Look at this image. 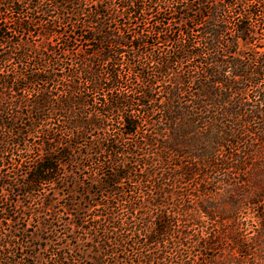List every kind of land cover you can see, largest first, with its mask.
Here are the masks:
<instances>
[{
	"label": "trees",
	"instance_id": "16d2710c",
	"mask_svg": "<svg viewBox=\"0 0 264 264\" xmlns=\"http://www.w3.org/2000/svg\"><path fill=\"white\" fill-rule=\"evenodd\" d=\"M26 1L34 14L45 15L55 6L63 9V17L67 15L70 19L84 15L87 5V0H9L8 4L21 13ZM148 1L153 5L158 2ZM173 1L177 2V12L182 15L179 24L183 37L172 40L171 49L149 51L146 59L139 62L141 68L137 72L145 83L138 98L130 95L132 89L129 87L116 92L111 89L97 99L94 93L81 92L80 87L83 79L95 88L107 82L120 84L117 66L129 56L136 58L135 53L124 48L128 43L133 50L138 45L148 44L145 31L130 35L127 31L109 29L101 30L97 37L100 32V26H97L94 29L97 34L86 39L108 41V47L112 43L117 49L111 53L106 47L100 54L83 51L82 55L76 54L77 65L67 62L65 66L63 61L52 57L53 48L49 42L38 46L30 41H14L13 36L7 34L10 27L0 22V39L10 43L9 48L0 49V201L6 203L5 207L0 206V264H51L48 259L34 254V258H29L25 251L20 239L31 238L28 227L20 225V220L25 218L26 210L32 217L42 216L40 228L46 229L49 236L54 234L47 238L54 251L53 264H76V259L82 257L78 249L81 239L91 240L95 250L105 252L101 259L104 264H151L154 260L161 264H187L186 259L173 262L167 255H162L168 252L164 249L170 243L174 244L176 253H181L188 238L184 225L176 223L175 219L171 222V217L176 216L174 211L168 210L163 202L152 204L160 209L148 225L143 212L138 216L137 210L143 205L126 200L125 213L120 206L116 207L118 201L112 203L110 200L124 194V182L137 172V156H143L139 160L141 164L149 160L148 165L153 166L154 162L163 165L171 159L167 148L173 156L183 152L205 166L225 155L223 161L239 162L235 164L234 168H237L241 164L238 157L243 153L248 156L262 148L264 151V147L251 149L254 148L251 144H248L250 151L247 146L243 149L239 145L234 147V142L264 140V87L256 81L264 76V0ZM112 2L117 4L116 0H91L97 7H110ZM117 5L126 10L127 18H138V13L143 11L139 0L122 1ZM97 12L105 14L100 8ZM19 20L20 28L29 27L26 19ZM191 21L198 26L197 35L189 24ZM55 26L44 24L42 36L49 39L57 34ZM196 36L200 38L198 41H195ZM159 38L163 42L171 40L169 33L162 36L159 32ZM247 47L252 48L251 56L244 51ZM191 58L199 62L193 74L186 75L176 69L178 63ZM131 68L136 71L137 67ZM158 75L165 76L164 82L168 83L164 85V114L158 121V128L154 129L155 123L151 125L154 114L147 107L148 102L154 100ZM31 83H42L43 86L29 93ZM62 83H65L64 88L59 86ZM248 83L259 92L258 99L240 96ZM193 85L195 91L190 92ZM137 104H143V114L136 112ZM6 113L10 117L5 116ZM115 113L120 126L113 123L114 127L110 128L106 123ZM257 118L262 125H251ZM145 125L150 128L146 132L143 131ZM94 134L96 138H92ZM93 159L99 162L103 175L89 178L93 184L101 186L104 201H92L91 196L89 200L76 202V193L83 194L78 188L85 182V178L77 177L76 171L84 172L86 162ZM68 166L71 167L66 169ZM175 166L174 170H185L181 177L193 173L191 165L185 167L177 163ZM146 170L148 176L153 177L151 168ZM171 174L170 178L177 177L176 171ZM165 175L162 173L156 181L162 191L168 187L161 182ZM227 177H230L229 169L223 174V181ZM67 178L75 185L68 187L65 201H58L56 192L43 190L46 184L55 187L56 191L62 190L61 187L56 189L55 185ZM170 178L169 181H174ZM173 194L172 190L166 193L167 196ZM27 197L39 200L38 206L24 208L22 201L19 204L20 198ZM96 202L100 213L92 209L98 205ZM60 206L72 215L68 226L63 224L64 228L59 227L60 220L55 217ZM209 207L211 205L202 207L206 215L210 214ZM6 220L13 225H7ZM59 228L67 230L63 232L64 236L75 237L74 249L66 244L65 248L55 246L62 236L56 234L60 232ZM157 244L164 249H159Z\"/></svg>",
	"mask_w": 264,
	"mask_h": 264
},
{
	"label": "rangeland",
	"instance_id": "374dc122",
	"mask_svg": "<svg viewBox=\"0 0 264 264\" xmlns=\"http://www.w3.org/2000/svg\"><path fill=\"white\" fill-rule=\"evenodd\" d=\"M128 2V0H116L117 4L121 2ZM143 6V11L138 13V18H127L124 14V9H119L117 4L112 2L110 7L102 6L97 7L91 3V0H87V5L85 14L80 17L73 19L68 18V16H62L63 9L52 6L49 13L34 14L31 9V5H27L28 1L25 2L26 6L24 11L21 13L15 12L8 2L9 0H0V22L7 27V34L13 36V40H22L34 42L36 45L46 42L50 43V47L53 48V53L51 54L54 59H59L63 61L62 65L66 66L69 62L71 65H77L78 57L76 54H84L83 51L95 52L100 54L104 51V48L108 47L110 42L105 41H93L87 40L86 37L93 36L97 34L94 29L100 26V32L97 37H100L101 30L109 31V29L117 32L127 31V34L133 35L139 31H145L148 35L149 43L146 45H138L135 50L132 49L130 43L124 49L129 53H135L136 58L133 59L129 56L128 59L124 61L120 66H117L121 75L120 84H111L107 82L100 87H93L92 85L86 83L84 79L80 87V91L95 95V98L107 95L111 89L113 91H119L129 87L132 89L129 91L133 98H138L140 96L139 90L144 86L145 81L138 75V69L141 68V64L148 56L149 51L153 49L164 50L171 49L173 42L172 40L183 37L181 33L180 18L181 13L177 12L176 1L173 0H158L156 4H150L148 0H139ZM186 1V0H182ZM40 2H46V0H40ZM120 2V3H119ZM71 6V4H70ZM67 6V7H70ZM100 8L103 13H96V10ZM71 10V9H69ZM29 17V18H28ZM71 17V16H70ZM23 18L28 21L29 27L27 29L20 28L18 21ZM46 23L54 24L57 34L53 35L51 38L46 39L42 36L43 25ZM193 26L195 30V35L198 34V26L196 23L191 21L189 23ZM159 32L163 36L165 33H169L171 40L169 42H163L159 38ZM105 34V33H103ZM85 35V36H83ZM128 35V36H130ZM200 38L196 36L198 41ZM151 42V43H150ZM264 42V40H263ZM10 43L4 39H0V49L9 48ZM252 47V46H251ZM247 47L244 51L246 55L251 56L252 48ZM113 53L117 49L112 43L108 47ZM264 48V47H263ZM86 54V53H85ZM140 62V63H139ZM135 65L136 71L132 70L131 66ZM199 62L197 59L183 60L178 63L177 70L181 73L193 74L195 70L198 69ZM104 71L107 72V68L104 67ZM154 79V78H152ZM158 79L157 84L154 87L153 94L154 100L148 102L149 109L152 110L154 116L151 119V125L155 123L154 129L158 128V121L163 117L164 108L166 104L163 102L166 97L164 85L168 82H164L167 78L164 76H156ZM256 81L260 82V85L264 87V76L259 77ZM65 83L59 84L61 88H64ZM246 85V84H245ZM42 83H31L28 85V92L34 93L38 88L42 87ZM189 91H195L196 86H190ZM258 91L254 85L246 86V90L240 96L248 97L250 99H258ZM9 94V93H6ZM238 96V94H235ZM15 98V97H13ZM136 112L143 114V104L135 105ZM134 109V110H135ZM11 112V111H9ZM5 116L10 117L9 113ZM262 119V118H261ZM120 126L118 115L111 114L109 121L106 125L113 128L112 125ZM260 119H256V123L251 121V125H262ZM149 128V125L144 126V132ZM120 131V130H119ZM92 138H96L94 134ZM90 140V139H89ZM250 139L248 143L234 142V147L241 146L242 149L251 144V149H261L264 147V140L253 141ZM260 142V143H259ZM229 144H226L228 147ZM239 145V146H238ZM232 147V148H234ZM235 147V148H236ZM231 148V147H230ZM166 152L171 156L170 161L166 164L159 165L149 164L147 160L144 164H141L143 156H137V172L131 177L130 180L124 182V194L116 195V198H110L111 202L118 201L117 206L122 208L121 211L126 213L125 202L126 200H133L138 202L139 206L142 208L138 209L140 216L141 213L145 214L146 222L150 225L157 215V211L160 209L153 206L154 203L163 202L168 210L176 213L175 218L171 217V222L176 220V223H181L184 225L188 231V238L185 239V245L181 249V253H176L174 250V244H167V248L164 249L163 246L157 244L159 249L168 250L165 254L169 260L173 262L181 261L186 259L187 264H264V151L259 150L258 152H250L248 156L244 153L241 157V164L235 167V164L239 163L236 161L230 162V160L223 161L225 155L218 160H214V163H210L209 166H205L202 163L197 164L195 160L191 159L189 156L183 155L180 152L179 155L173 156L172 152L166 148ZM181 156V157H178ZM230 156V155H229ZM38 157V156H37ZM86 170L84 172L76 171L77 177L85 178L83 186H80L79 191L83 194L76 193V202L84 199H91L92 201L99 200L104 201L105 195L100 191L101 186L98 184H93L89 177L100 178L102 170L99 169V162L95 159L86 162ZM177 163L186 166L191 165L193 168V173L191 176L181 177V172L185 170H174ZM225 163L232 164L229 165ZM151 166V167H150ZM71 166L66 167L69 169ZM152 171V176L149 177L146 169ZM228 168L230 170V177L223 181L222 177ZM65 170V169H64ZM68 171V170H66ZM176 171L177 177L175 179L170 178ZM165 172V177L161 180L167 188L162 191L156 184L159 175ZM63 173V172H61ZM144 175V177H143ZM87 177V178H86ZM173 179L174 181H169ZM150 179V181H148ZM219 180L222 182H219ZM95 183V182H94ZM169 183V184H166ZM69 185V186H67ZM75 184L71 183L70 179L67 178L66 181H62L60 184L55 185L56 189L62 188V190H54L55 187L51 188L52 185H44L45 191L55 193L58 201L66 200V193L68 192V187H72ZM172 185V186H171ZM64 189V190H63ZM172 190L174 194L167 196L166 193ZM159 195V196H157ZM161 195V196H160ZM14 197V195H13ZM86 198V199H85ZM150 200L151 202H148ZM26 207H37L39 200L35 198H20L19 204L21 203ZM97 203V202H96ZM161 203V204H163ZM98 204V203H97ZM204 205H211L209 207V215L203 211ZM0 206L5 207L6 203L0 201ZM22 207V206H21ZM150 207V208H149ZM1 209V208H0ZM95 213H100L99 204L92 208ZM55 210H58L56 208ZM25 218L20 220V225L24 224L29 229L30 240L26 237H22L20 240L24 245L25 251L28 252V257L34 258L33 254L37 257L42 258L54 263L51 258L54 256V251L51 244L47 243V238L52 237L53 233L48 234L46 229H41L39 221L43 220L42 216L35 218L32 217L28 210ZM142 214V216H143ZM3 215V213H2ZM30 215V216H29ZM71 214H67L66 210L60 206V210L55 217L59 218V227L64 228L63 224L67 223ZM47 219V218H46ZM178 219V221H177ZM7 225L11 224V221H5ZM6 225V226H7ZM147 225V226H148ZM152 227V225H151ZM150 227V228H151ZM60 229V228H59ZM67 230H61L56 233L60 236L56 240L57 247L65 248V244L72 249L75 247V237L64 236L63 232ZM77 233V232H76ZM63 240V241H60ZM171 242V241H170ZM80 243V254L82 257L76 259V264H104L101 259H104L105 252H100V249L95 250L92 245L91 240H79ZM155 247V245L153 246ZM122 248V247H119ZM117 248V250H119ZM69 251V249H66ZM102 250V249H101ZM109 254V253H108ZM69 258L71 255H68ZM69 262V260H66ZM124 261V260H122ZM122 263V262H121ZM146 262H141L140 264H145ZM151 264H161L158 260H154Z\"/></svg>",
	"mask_w": 264,
	"mask_h": 264
}]
</instances>
